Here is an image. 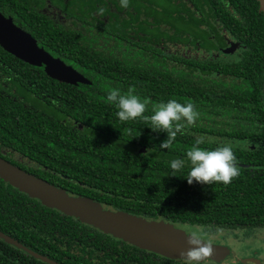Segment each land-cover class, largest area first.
Masks as SVG:
<instances>
[{
  "label": "trees",
  "instance_id": "obj_1",
  "mask_svg": "<svg viewBox=\"0 0 264 264\" xmlns=\"http://www.w3.org/2000/svg\"><path fill=\"white\" fill-rule=\"evenodd\" d=\"M221 1L202 2L209 8L200 10H207L211 20L217 13L226 20L231 9L237 11L247 33L258 36L264 65V18L258 1L229 0V9L222 8L226 4ZM51 2L60 9L49 14L57 20L40 12V0H0L3 15L11 16L40 47L91 82L78 86L57 82L47 77L42 67H32L0 48V137L17 145H27L32 138L30 145L38 153L23 151L38 163L35 173L53 185L77 188L76 195L83 198L122 210L118 212L175 225H198L212 232L220 225L231 227L221 228L227 230L242 225L243 219L251 218L244 216L252 210L260 215L264 177L255 180L239 175L227 186L189 185L187 163L173 176L170 162L186 159L187 150L199 139L196 133L210 130L216 131L215 140L202 138L200 147L212 150L229 143L237 164L264 163L263 88L249 81L248 91L234 90V86L231 94L222 98L210 88L184 83L178 57L164 44L176 42L180 17L176 6L170 9L167 23L172 33L163 28L164 10L156 0H130L127 9L120 6V0ZM101 7L106 10L103 16L97 14ZM186 14L192 24L193 10L187 8ZM64 15L66 23L62 22ZM231 21L235 20L228 26L235 29ZM138 33L146 34L142 44L131 39ZM129 87L153 103L172 98L182 104L191 101L199 119L183 134L178 133L168 148H162L165 132L153 131L142 119L121 122L116 107L104 102L110 88L124 93ZM260 106L262 110H258ZM151 107L149 104L146 116L152 114ZM206 114L229 118L203 125L199 121ZM69 118L81 123L83 129L71 126ZM53 129L59 132L55 143L34 141ZM254 132L260 137H254ZM0 231L53 264H178L180 260L138 248L45 207L1 179ZM0 264L49 263L0 239Z\"/></svg>",
  "mask_w": 264,
  "mask_h": 264
},
{
  "label": "flooded vegetation",
  "instance_id": "obj_2",
  "mask_svg": "<svg viewBox=\"0 0 264 264\" xmlns=\"http://www.w3.org/2000/svg\"><path fill=\"white\" fill-rule=\"evenodd\" d=\"M63 1L66 3V1L68 0ZM75 1L80 2L81 0ZM156 1L161 4V9L164 10V21L166 23L164 22L163 28L166 29L167 32L169 31V26L167 23H170V9L174 6H176L177 9H180V12L178 13V16L180 17L177 21L178 34L176 35V42L172 43L166 41L164 42V44L170 47L168 51L169 53L174 52L175 55L178 57V69H180V76L182 77L184 83L187 82L197 87H204L208 89L210 88V90L214 92V95L216 97L222 98L227 97V92L229 93V96L231 94L229 91H231L234 86H236L234 90L240 89L241 91H248V86L249 84H251V82L253 85L255 84L256 86L261 87L264 90V65H262L263 56L261 54L263 50L258 47V44L256 42L258 36H250L247 33L244 19L240 16L237 11L231 9V13L229 15H226V20L222 19L218 13L217 15H215L216 18L211 20V18H209L210 14L207 12V10H205L204 12L200 10L209 8L206 5L201 4L202 2H206L207 0H162V3H160L159 0ZM228 1L229 0L221 1L223 5L226 4V6L222 8L229 9L230 7H232L231 3ZM32 2L35 4L37 3L36 1ZM32 2L30 3L32 4ZM211 2H213V0H211ZM153 5L154 4H150V7H152ZM38 7L40 8V12L46 14L47 16L49 14L54 15L56 12L60 11L57 5L53 4L51 0H40V4ZM187 8H191L194 12V17L190 21L192 24H188L189 18L186 14ZM210 8L212 9V7ZM214 13L215 12H212V14ZM5 17L11 16L6 15ZM50 17L53 20H57L54 16ZM103 19V21H106L107 18ZM148 20L150 22L151 17ZM230 20L237 21H231L235 29H232L228 26ZM205 21H209L208 23L210 24H207ZM62 22L66 23L65 15ZM169 32L173 33V31ZM136 35H134L135 39L131 38L135 42L142 44L146 41V34L138 33ZM162 47L163 46H161V48ZM249 81L251 82L249 83ZM90 84L91 82L89 84L77 83L76 85L70 86ZM258 89L261 90L260 88ZM258 110H262V106H260ZM228 118L229 117L227 115H224L222 117V115L217 116L213 114H206L204 116V119H200L199 122L203 125H211L212 121L221 122V120H226ZM68 120L71 121V126L75 125V127H78L80 130L83 129L81 123L77 121H72L70 118ZM225 132L227 133L228 131L225 130L223 132V134H225L226 136ZM34 133L38 132L34 131ZM58 133V131H55L53 129L50 130V132L47 134L43 133L37 135L36 137H34V141L37 144H40L45 140H50L51 142L55 143L57 141L55 136L58 135ZM215 133L216 131L205 130L197 132L196 135L199 139L213 138L215 140ZM241 134L246 135L243 132H241ZM253 135L254 137L257 135L258 137H260L259 132H254ZM247 137L248 135L244 136V138ZM31 140L32 138L29 139V144L27 145H17L16 143H14V141H9L4 137H0V159L24 171L25 173H28L32 176L46 181L40 176V174L38 175L34 171L36 170V166H38V163L35 161V159L30 157L28 152L32 155H35V153H38V151H34L32 149L33 145H30ZM249 147L252 150H255L254 146ZM24 148L28 152L23 151ZM65 148L70 150V148L68 147ZM236 148L239 147L236 146ZM237 166L240 169L241 176L250 177L255 180L264 177V163L248 162L245 164H237ZM43 169L46 170L45 167H43ZM1 180L5 182L3 179ZM54 186L65 190L70 196L81 197V195H76L78 192L77 188L73 191L70 188L62 187L61 185L54 184ZM259 196L264 199V194H260ZM98 204L102 207L103 210L112 212L122 211L115 209L110 205H102L99 202ZM261 206L263 207L262 213L260 215L257 214L256 210L250 211V214H245L244 217L250 216L251 218L246 220L243 219L242 225L235 226L236 228L231 230L221 229L231 228L227 225H220L219 227H214V232H212L211 230H204L201 226L198 225L191 226L195 229H198L199 232L201 229H203V231L200 233L206 240H208H204V242L208 243L210 241V244L212 245L223 246L228 248V256L223 257L219 260L212 259L214 261V264H264V204H261ZM125 212L132 216L142 218L148 222L170 225L178 230L179 226H184L175 225L173 223L166 222L165 220L146 219L136 214L129 213L128 211ZM238 245H247L249 254H241L236 252V246ZM256 257L259 258L260 262L258 259H256Z\"/></svg>",
  "mask_w": 264,
  "mask_h": 264
},
{
  "label": "water",
  "instance_id": "obj_3",
  "mask_svg": "<svg viewBox=\"0 0 264 264\" xmlns=\"http://www.w3.org/2000/svg\"><path fill=\"white\" fill-rule=\"evenodd\" d=\"M257 1L264 18V0ZM0 48L32 67H42L49 78L58 82L69 85L90 83L72 66L66 65L62 60L39 47L31 34L16 26L11 17H5L1 13ZM0 178L31 198L37 199L45 207L55 209L138 248L173 259H181V253L187 252L190 248L187 243L188 235L181 230L167 224L148 222L123 212L103 210L98 203L87 198L70 196L65 190L25 173L2 159H0ZM0 239L34 258L53 264L46 257L30 250L1 231ZM210 246L213 252L211 259L219 260L228 256V248L212 244Z\"/></svg>",
  "mask_w": 264,
  "mask_h": 264
},
{
  "label": "clouds",
  "instance_id": "obj_4",
  "mask_svg": "<svg viewBox=\"0 0 264 264\" xmlns=\"http://www.w3.org/2000/svg\"><path fill=\"white\" fill-rule=\"evenodd\" d=\"M130 0H120V6L127 9ZM103 7L99 8L97 14L103 16ZM135 87H129L122 93L119 88H110L104 102L114 105L117 109L116 116L121 122L142 119L151 125L156 132H165L167 139L160 145L168 148L175 140L178 133L183 134L186 127L195 125L199 119V112L193 102L180 103L177 99H169L166 103H153L150 99H141L136 95ZM151 104V115L146 116L148 105ZM139 133L136 135L138 136ZM203 139H197L192 147L186 152V159L174 158L170 162L173 176L183 169L187 163L189 172L186 176L187 183L192 185L196 182L200 185H211L213 183L227 186L240 175L237 166V158L233 147L229 143L218 145L212 150L200 147ZM203 229L200 230L202 232ZM200 232L193 231L188 236L187 243L190 248L181 253L178 264H214L211 259L213 255L210 241L205 243Z\"/></svg>",
  "mask_w": 264,
  "mask_h": 264
},
{
  "label": "rangeland",
  "instance_id": "obj_5",
  "mask_svg": "<svg viewBox=\"0 0 264 264\" xmlns=\"http://www.w3.org/2000/svg\"><path fill=\"white\" fill-rule=\"evenodd\" d=\"M160 3H162V0H160L159 1ZM179 230H181L182 232H184L186 235H190L191 234V232H193V231H197V232H199V230L198 229H195L194 227H191V226H186V225H184V226H179ZM201 234V233H200ZM203 237V236H202ZM203 240H205V241H208V240H206L204 237H203ZM237 248V250H236V252H238V253H241V254H249V252H248V246L247 245H238V246H236ZM233 254V253H232ZM232 254H231V256H232ZM256 259H258L259 260V258H257L256 257ZM250 261H252V260H250ZM233 262V261H232ZM256 262H258V261H256ZM259 262H260V260H259Z\"/></svg>",
  "mask_w": 264,
  "mask_h": 264
}]
</instances>
